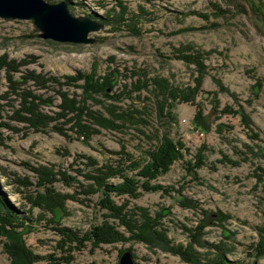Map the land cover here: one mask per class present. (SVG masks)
<instances>
[{"label": "rangeland", "instance_id": "obj_1", "mask_svg": "<svg viewBox=\"0 0 264 264\" xmlns=\"http://www.w3.org/2000/svg\"><path fill=\"white\" fill-rule=\"evenodd\" d=\"M63 1L75 16L87 17L90 13L88 17L94 20L123 16L131 21L126 22L128 27L113 28L111 21L106 24L100 20L104 27L89 33L92 42L72 43L41 37L40 29L30 19L0 17V60L5 56L6 61L17 65L14 72L10 71L13 66L0 68V96H4L0 99V195L10 207L29 218V227L16 248L17 259L27 258L28 264L31 251L33 255H50L58 264H118L121 254L129 250L132 264H192L156 240L152 245L134 240L97 246L89 239L62 243L63 238L55 230L66 227L82 236L103 219L106 211L99 205L101 193L87 195L81 190V185L90 182L82 175L91 171L87 156L98 164L109 160H124L126 164L129 159L141 161L156 143L158 133L179 139L184 145L183 158L175 160L166 173L152 181L168 191H141L136 198L115 195V202H126L128 209L135 205L145 207L152 216L163 210L161 222L174 244L186 245V228L204 221L201 238L213 245L220 244L225 251L217 262L213 248L197 245L200 264H264V255L257 257L251 247L258 240L256 228L264 222V2ZM236 4L245 11H240ZM187 46L200 54L201 65H187L183 58L189 53ZM29 71L43 76L45 86L40 88L32 79L17 78ZM6 72L17 83L10 84ZM78 73L100 82L110 79L106 87L110 97L86 94L83 77L70 79ZM199 73L201 91L195 102L202 105L209 125L205 131L194 126V103H177L173 122L158 114L150 91L152 77H165L172 85L184 87L192 86L193 76ZM142 82H147V86L143 87ZM27 90L50 100L39 103V109L49 115L60 110L63 101L59 92H65L91 112L109 116L111 104L114 109L120 106L132 113L134 118L127 116L131 121L121 129H100L89 139L73 132L72 121L68 120H75L76 116L71 112L35 131L26 122L12 118L13 111L21 106V92ZM213 98L218 101L215 109ZM237 104L252 120L251 129L243 126L238 114L221 112L227 105L235 110ZM81 117L84 122L90 120L85 114ZM54 124L63 131L52 127ZM199 149L203 164L188 169V162H196ZM36 168L52 171L55 192L72 196L64 201L62 211L57 210L55 217L51 211L31 206L36 192L43 191L38 185ZM136 172L128 170V175ZM107 220L118 224L115 217ZM117 229L129 235L123 226L117 225ZM4 240L0 235V264H12L3 248ZM48 260L32 264H49Z\"/></svg>", "mask_w": 264, "mask_h": 264}, {"label": "trees", "instance_id": "obj_2", "mask_svg": "<svg viewBox=\"0 0 264 264\" xmlns=\"http://www.w3.org/2000/svg\"><path fill=\"white\" fill-rule=\"evenodd\" d=\"M238 9L240 11H245L244 7L240 4ZM85 15V14H84ZM88 16H91L90 13H87ZM136 16V15H134ZM102 21H105L106 24H112L113 28H119L120 25L129 26L126 22H130L131 18H124L123 16H112L110 19H103L102 17H96ZM122 22V23H119ZM127 26V27H128ZM189 48V53L186 54L183 58L187 65L189 63H197L201 65L202 58L200 54L193 48ZM19 65V64H18ZM6 66H13L10 69L11 72L17 70V65H13L11 62L6 61V57L3 56L0 60V68ZM8 70V69H7ZM6 79L10 84H15L14 78L9 72H6ZM201 73V72H200ZM198 74L197 77L193 76L194 84L186 85L184 87L172 85L167 78L161 76L152 77V90L151 93L155 97L158 114L160 116H166L170 121H175L174 109L177 103H194L196 105V112L193 117V123L196 128L199 130L205 131L209 128L205 120V115L203 114L202 105L200 102H195V97L198 92L201 91V74ZM84 78V87L83 91L91 96L92 94H104V96L110 97V94L107 93L106 87L110 85V79L104 78L103 81L93 80L89 75H78L70 77L71 80L77 78ZM18 79H32L34 82L39 84V87L45 86L46 79L39 74L34 72H27L26 76H19ZM39 79H41V82ZM48 80V79H47ZM54 80V78H53ZM143 87L147 86V82H142ZM256 85H260L257 82ZM140 86H138L139 88ZM13 91H16V88L11 86ZM140 89V88H139ZM62 96L63 104L59 106L60 110L55 113V115H49L42 112L39 109V103L50 102L49 99H42L38 94H35L32 91L21 92L22 103L21 106L13 111L12 118L22 122H26L31 126L35 131H41L49 126V122L52 120L60 119V117H65L68 112L74 113L75 120L72 121V130L75 134L82 136L83 139H89L92 135H95L100 132V129H109L117 130L125 126L126 122H129L133 119L132 113L128 114L125 110L120 108V106H114L115 109L110 107L108 109V115L106 116L103 112H91L89 109L84 108L83 105H80V100H76L75 97H67L65 92H59ZM211 93V92H209ZM216 94V93H215ZM253 94L257 95L256 89L253 88ZM4 96H0V99ZM213 108L217 107L218 101L216 98H213ZM222 113H234L238 114L240 121L246 129H251L252 120L248 117V114L244 112L243 106L237 104V108L234 110L230 106H225ZM89 117V121L85 122L82 120L83 115ZM111 116L114 117L111 118ZM129 117V119L127 118ZM133 117V118H132ZM121 119V120H116ZM125 123V124H124ZM220 127V124L218 125ZM58 131H63V129L58 125H53ZM157 135V140L154 146L145 152L144 158L141 161L130 160L128 164L123 161L112 160L106 161L105 163L98 164L97 160L91 156L86 157V164L91 167V171L88 173L82 174L90 182L87 185H81V190L87 195H93L97 192L101 193V198L99 200V205L101 209H104L106 212L102 214V221L99 224H95L90 230L86 231L82 236L77 235L75 232L70 231L66 227H55V230L63 238V241H76L89 239L92 241L93 246H97L100 243H112L116 241H141L145 242L148 245H152V241L156 240L164 244L169 252L172 254L178 255L183 261L200 264L202 262L200 257V252L197 251L196 246H203L207 248H213L215 250V260L221 261L223 258V252L225 251L223 246L220 244H211L204 241L201 237L203 234L204 224L201 221L198 225L193 228H186L189 233V241L186 245L183 244H174L171 238L168 237V228L162 224L161 217L164 216L163 210H158L152 216L149 210L145 207L135 205L132 208L128 209L126 202L118 204L113 199V196H127L136 198L140 195L141 191H168L165 187L156 182H152L161 174L166 173L172 163L179 159L183 158L182 149L184 145L181 140L173 139L167 134ZM187 150V149H186ZM117 153V152H112ZM203 164V157L201 154V149L198 150L196 154V162L190 164L188 162V169L191 167H198ZM39 173L38 185L43 187V191H37L36 196L33 200H30L32 207H39L41 209H46L55 213L56 211H62V205L64 201L72 196L68 194H62L55 192L52 183L55 180L54 173L46 169H37ZM128 170H137L135 175H128ZM264 172V171H263ZM62 177H64L62 175ZM113 177H120L119 182H111L109 179ZM189 203L193 204V201L187 200ZM219 215H223L222 212H219ZM54 217L52 218L54 220ZM109 217H115L118 219V224H112L108 222ZM28 217L20 214L16 209H13L6 203L3 197L0 195V235L4 237L2 243L4 250L8 253L11 258L12 264H27L26 259H17L16 248L20 244V237L29 227ZM55 221V220H54ZM117 225L123 226L126 231L129 233L128 236H125L123 232L117 229ZM258 240L251 246L257 257L264 255V222L261 226L257 228ZM19 240V241H18ZM151 247V246H150ZM15 255V256H14ZM29 257L28 264L37 260L49 259V264H58L54 262V259L48 256H39L32 254L31 251L28 253ZM213 260V261H215ZM215 263V262H214Z\"/></svg>", "mask_w": 264, "mask_h": 264}, {"label": "water", "instance_id": "obj_3", "mask_svg": "<svg viewBox=\"0 0 264 264\" xmlns=\"http://www.w3.org/2000/svg\"><path fill=\"white\" fill-rule=\"evenodd\" d=\"M0 17L30 19L40 29L41 37L58 42L89 43L93 41L89 33L104 27L100 20L73 15L63 0H0ZM132 263L131 252L124 251L118 264Z\"/></svg>", "mask_w": 264, "mask_h": 264}]
</instances>
